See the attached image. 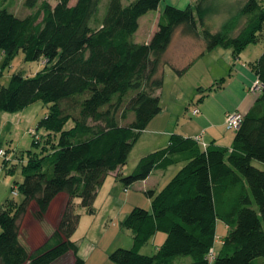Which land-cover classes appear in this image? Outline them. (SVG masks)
I'll return each instance as SVG.
<instances>
[{
  "label": "trees",
  "instance_id": "trees-1",
  "mask_svg": "<svg viewBox=\"0 0 264 264\" xmlns=\"http://www.w3.org/2000/svg\"><path fill=\"white\" fill-rule=\"evenodd\" d=\"M7 1L0 0V51L7 61L22 51L25 60L46 64L33 76L15 73L0 87V111L19 112L36 101L49 111L37 124L44 133L32 135L39 149L2 160L11 172L22 166L17 184L23 199L0 202V264H53L66 256L85 264L73 240L81 220L74 200L94 214L99 190L126 165L141 133L161 113L166 66L178 75L186 70L168 57L178 28L203 40L205 51L233 48L240 55L264 35V1L248 0L215 32L199 29L196 12L202 16L205 8L167 5L148 43L136 41L140 18L162 0H109L104 16L102 0H25L32 10L25 17ZM242 16L247 20L233 35ZM251 65L261 93L231 148H204L194 137L172 133L167 146L142 156L132 173L118 174L127 189L154 171L182 164L158 192L146 191L151 209L136 206L121 222L132 231L134 247L111 253L116 264H264V168L255 164H264V51ZM61 195L66 202L56 230L30 253L21 241L24 217L34 208L44 217ZM220 220L228 233L210 258ZM159 231L166 239L157 251L140 253Z\"/></svg>",
  "mask_w": 264,
  "mask_h": 264
},
{
  "label": "rangeland",
  "instance_id": "rangeland-1",
  "mask_svg": "<svg viewBox=\"0 0 264 264\" xmlns=\"http://www.w3.org/2000/svg\"><path fill=\"white\" fill-rule=\"evenodd\" d=\"M50 1L53 4H56L57 2L56 0ZM76 1L77 0H71V4L74 5ZM130 1L132 0H125L124 3L127 4ZM247 1L248 0H162L159 5L160 8H158L163 11L167 5L176 6L181 9L187 8L189 4H192L194 6L199 5L200 8H205L202 16L198 12H196L197 18L202 17L203 24L199 25V29L202 30V27H204L215 32L221 30L231 17L238 15L241 11V8ZM108 3L109 0L101 1L99 13L102 16H104L107 10ZM5 5H7L12 12L20 17H25L32 12V10L25 5V0H8ZM157 19V10L150 11L149 13L144 15V17L140 20L141 26L138 30L136 41L143 42L152 35L151 32L155 27ZM246 20L247 16H242L238 19L237 29L233 32V35H236L239 32V30L245 24ZM181 28L182 27L178 28L177 32L174 34V45L172 49L174 47L178 49L181 47L180 43L186 42L182 39L181 41H179L180 38L186 36L183 35ZM193 39L202 42L198 38ZM198 41L194 42L198 44ZM263 51L264 35L261 37V40L259 42L248 45L242 55L243 57L245 56L244 59L247 62H254L261 56ZM207 54H211L210 51ZM205 58V61H197L195 65L185 70V79H183L181 81L182 83L178 86H174V82L167 79L164 101L165 104L168 105V113H180L182 111L185 116L188 115V111L192 110L200 103L201 96L206 95V88L210 86V82H212L213 79H215L214 81L218 83L221 82V78L224 76L227 79V67L221 61L215 62L213 60L211 61V63L209 61L210 57ZM207 62H210V64H208ZM45 64L46 63H44L43 59L36 61L25 60V56L22 51L16 54L12 60L7 61L4 53L0 51V69H2V72H0V87L8 86L13 74L21 72L26 76H33L38 71L43 69ZM171 67V65L166 66V68L169 69ZM180 67H183V65ZM167 72L171 71L167 70ZM183 100L186 101L185 105L182 104ZM25 109H27V113L29 114V116L26 115L21 123H19L21 120L19 119L14 123L12 122L13 126H7L5 131L7 136L0 141V148L3 147L8 151V158L10 159L14 156H18L20 153L27 154L30 150H38L39 148L34 145V137L32 136V131L36 130L38 134H43L45 131L44 129L37 130V124L39 119L44 117L46 113H48L49 105L42 101H36ZM19 112H22V110ZM4 113L15 114L18 112ZM72 125L73 122L70 121L66 127L70 128ZM227 132L230 134H235V130H228ZM145 138L146 136L142 132L138 142L129 155L126 165L124 166L123 172L125 173V176L133 172L136 165L138 164L139 159L142 156L151 153L150 150H148L150 146L146 144ZM2 160L3 158L0 157V182L3 180L5 181L0 183V199L3 200L8 197V199H14L17 202H21L23 199V195L19 191L17 182L20 183L23 180L21 171L22 166H16L15 169L11 172L8 169L9 166L3 165ZM255 164L257 167L264 168V164L258 161H255ZM176 166L180 168L182 164H178ZM110 181L111 179H109L106 187L100 193L98 199L94 202V207H96L98 210L97 217L86 214L83 211L84 208L81 206V204H74L75 212L78 214L82 213V220L80 227H78L76 234L73 236V240H77V244L83 247L89 245L90 248L91 245L93 246L94 250L97 249L95 251L96 253L93 251L95 255L92 258L88 259L87 264H116L110 257L111 253H113L118 248L134 247L132 231L123 227L120 221H116V229H118V231L114 229V226V228H111L108 232H106L108 229L107 227H110L114 223L113 217H115V214L112 210H110V203L112 198H114V200L116 198L115 204H118V198L122 200L127 199L126 201L133 205L130 206L132 208L139 206L146 209H151V202H149V197L146 191L143 190L145 186L142 181H138L130 185L127 190H125L126 185L121 179H118L116 181L117 186L119 187L118 191L114 189L108 195L107 192L109 188H112L109 187ZM9 182L10 186L7 187V183ZM120 188L121 192H119ZM13 190H16L18 193L14 195L12 193ZM65 202L66 197L64 195H61L52 203L49 211L44 217L38 216V214L34 211L35 208L32 212L28 213L24 217L22 221L23 228L21 241L27 247L30 253L40 247L47 240V238L54 233L61 213L64 210L63 208ZM218 226L220 227V230H216L215 243L212 247L215 252L218 251L221 245V238L219 239V237H224L228 233V229H226L225 223H223V221H220L218 223ZM120 229H122L123 232H126L129 237L126 235V233L120 232ZM157 234H161L162 236L165 235L166 239L165 232L159 231ZM127 240L128 242L130 240L129 246H123L125 245V243H127ZM139 251L140 253L146 255H153L156 252L154 239H151L146 245L140 247ZM71 258V256H66L58 260L54 264H72Z\"/></svg>",
  "mask_w": 264,
  "mask_h": 264
},
{
  "label": "crops",
  "instance_id": "crops-1",
  "mask_svg": "<svg viewBox=\"0 0 264 264\" xmlns=\"http://www.w3.org/2000/svg\"><path fill=\"white\" fill-rule=\"evenodd\" d=\"M159 8L157 9L158 19L155 23L154 29H152L151 32L152 35L149 38H147L145 41L143 42L138 41V42L148 43L151 40L153 34L158 28L159 18L163 12ZM143 17H141L140 20ZM140 26H141V21H140ZM181 39L186 42L180 43L181 46L180 48L177 49L174 47L172 49L174 45L173 44L174 38L169 48L168 57L172 64H174L178 68L188 69L193 65H195L197 61H205L204 60L206 59L205 57H210L209 58L210 62L213 60L215 62L221 61L227 67V75H226L227 79L225 76L222 77L220 83L215 82L214 81L215 79H213V81L210 82L211 83L210 86L206 88L207 90L206 95L201 96L203 98L200 100V103L197 106H195L192 110H189L188 115L185 116V114H183L182 111L180 113L178 112L168 113L167 110L168 105H166L164 101L167 79L169 81H173L174 86H178L179 84L182 83L181 81L185 79L186 73L184 72L182 75H178L172 67L170 69L166 68L165 84L160 91L162 111L155 118H153V120L150 122L148 127L143 131L144 135L146 136L145 142L150 146L148 150L152 152L167 146V144L169 143L170 135L172 133H179L185 137H195L197 135L203 134L204 137L203 139L205 142L208 143V145L214 143L217 145H222L231 148L233 145L235 134H230L227 132L228 130L225 128L226 116L228 113L233 111H241L244 114H247L253 108L261 92L252 93L250 92V88L252 85H254L259 81L258 75L252 68L251 65L252 62H247L244 59L245 56L243 57L242 55L244 51L240 55H236L234 53L233 48L218 47L210 51L211 54H207L209 51H205V44L203 40H201L202 42H200L196 39H193V37L190 36H183L182 38H180L179 41H181ZM194 41H198V44H196ZM210 62L207 63L210 64ZM182 65L183 67H180ZM167 70H170L171 72H167ZM214 74H218V73H214ZM182 104L185 105L186 101L183 100ZM195 108L200 109V113L197 115H193V110ZM26 115L29 116V114L27 113V109L22 110V112H18L15 114H7V113L5 114L4 112H0V141L1 139L7 136L5 132L7 126H13V123L18 121L19 119H21L19 122L21 123L24 117H26ZM123 169L124 167L119 168L117 171L112 172L109 175L103 187L99 191L98 197L100 193L103 191V189L106 187L109 179H111V181L109 182V187L112 188H109L107 192L108 195L114 189L118 191L119 187L117 186L116 181L119 179L118 177L119 173L125 174L123 172ZM178 169H179L178 166L173 165L166 170L154 171L146 180L142 181L145 186L143 190L158 191L171 179V177L176 173ZM4 181L5 180L1 181L0 183ZM8 186H10V182L7 183V187ZM119 192H121V188L119 189ZM6 200H8V197L3 200L0 199V202H5ZM115 200L114 198H112L110 203V210H112L113 213L115 214V217H113L114 223L110 227H107L108 229L106 232H108L111 228H114V226H115L114 229L118 231V229H116L117 228L116 221L122 222L126 217V215L133 209L132 207H130L133 205L127 202L126 201L127 199L122 200L118 198V204H115ZM149 202H151L150 198H149ZM80 203L81 200L79 199L78 201L77 199L74 200V204H80ZM83 211L86 214L95 217H97L98 215V210L96 207L94 214H89L85 208ZM80 215L82 220V213H80ZM81 220L79 223V227L81 224ZM220 221H218V223ZM218 223H217V231L220 230ZM225 227L226 229H228V226L226 224ZM119 231L122 233H126L123 232L122 229H120ZM126 235L128 236L127 233ZM220 238H221V245L219 249L223 244L225 236L219 237V239ZM153 239L157 251V249L164 242L165 235L162 236L161 234H156L153 237ZM129 244H130V240L129 242L127 240V243H125V245L123 246L127 247L129 246ZM78 246H79V254L85 260V264H87L88 259L92 258L95 255L96 253L95 251L97 249L94 250L93 246L91 245H90L91 249L89 248V245L83 247L78 244Z\"/></svg>",
  "mask_w": 264,
  "mask_h": 264
},
{
  "label": "built area",
  "instance_id": "built-area-1",
  "mask_svg": "<svg viewBox=\"0 0 264 264\" xmlns=\"http://www.w3.org/2000/svg\"><path fill=\"white\" fill-rule=\"evenodd\" d=\"M1 72V69H0ZM261 88H262V83L260 82V80L255 83L254 85L251 86L250 88V92L252 93H257V92H261ZM200 113V109L199 108H195L193 110V114L197 115ZM244 119V113L241 111H233L227 114L226 116V120H225V128L227 130H236L239 128L240 124L242 123V120ZM32 134L35 135V137L38 138V134L35 133V130L32 131ZM203 134L197 135L194 137V139L199 142L204 148L208 147V143L204 141L203 139ZM0 157L1 158H8V154L6 153V150L4 148L0 149ZM14 194H17L16 191H13ZM216 252L213 250V248L211 249L210 252V258H214Z\"/></svg>",
  "mask_w": 264,
  "mask_h": 264
},
{
  "label": "water",
  "instance_id": "water-1",
  "mask_svg": "<svg viewBox=\"0 0 264 264\" xmlns=\"http://www.w3.org/2000/svg\"><path fill=\"white\" fill-rule=\"evenodd\" d=\"M57 262V261H56ZM54 264V263H53Z\"/></svg>",
  "mask_w": 264,
  "mask_h": 264
}]
</instances>
